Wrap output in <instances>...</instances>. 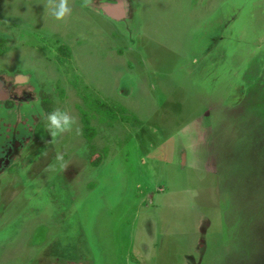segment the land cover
I'll use <instances>...</instances> for the list:
<instances>
[{"label": "rangeland", "instance_id": "1", "mask_svg": "<svg viewBox=\"0 0 264 264\" xmlns=\"http://www.w3.org/2000/svg\"><path fill=\"white\" fill-rule=\"evenodd\" d=\"M128 2L0 0V264H264V0Z\"/></svg>", "mask_w": 264, "mask_h": 264}, {"label": "clouds", "instance_id": "2", "mask_svg": "<svg viewBox=\"0 0 264 264\" xmlns=\"http://www.w3.org/2000/svg\"><path fill=\"white\" fill-rule=\"evenodd\" d=\"M92 3V0H83L82 6H88ZM45 11L43 19L45 22L52 18L56 22H65L71 15L72 7L69 4V0H45ZM76 119L71 116L67 111H63L59 108L53 110L47 115V131L51 136V140L48 143H55L57 138L65 133L72 132L74 126H76ZM76 134H80L78 126L75 127ZM56 160L62 162L63 155L58 153ZM52 166H49L51 169ZM49 169H46L48 171Z\"/></svg>", "mask_w": 264, "mask_h": 264}, {"label": "flooded vegetation", "instance_id": "3", "mask_svg": "<svg viewBox=\"0 0 264 264\" xmlns=\"http://www.w3.org/2000/svg\"><path fill=\"white\" fill-rule=\"evenodd\" d=\"M129 1V0H128ZM127 0H92V3L90 4V6L92 8H94L96 11H98L99 13L102 14L103 17L106 16V10L107 8L108 11H113L111 10V8L113 6H118V5H123V7H125V13L122 15L123 18H121L120 21H123L124 24H127L128 22L129 23H134L136 21V18L134 16V10H133V6H132V3L131 2H128ZM106 9V10H105ZM129 9H131V12L129 11ZM116 16H120L119 14H115ZM118 20V19H117ZM128 28V25L126 26ZM3 86H4V89H6V93H8L9 95L8 96H4L3 98H0V99H3L2 102L5 103V105H8V104H12L13 102H16V99L14 98L15 94H14V89L18 86L16 85V79L15 81H11L7 86L2 84L0 85V88L3 89ZM5 92V90H4Z\"/></svg>", "mask_w": 264, "mask_h": 264}, {"label": "trees", "instance_id": "4", "mask_svg": "<svg viewBox=\"0 0 264 264\" xmlns=\"http://www.w3.org/2000/svg\"><path fill=\"white\" fill-rule=\"evenodd\" d=\"M6 43H7V40L0 39V56L5 55L6 52H7V48H4V47H3L4 44H6ZM64 55L67 56V52H64ZM62 61H63V60H62ZM62 61H61V62H62ZM42 102H43V105H44L45 108H46V112H47V115H48V113L52 112V109L50 108V105H51V103H52V100L50 99V97H44V100L42 99ZM106 110H109V111H107V113H109L110 115H114L115 112H116V110H117V111H122V108L119 107V106H115V107H114V106H112V107L107 106V107H106ZM84 116H85V117H84V123H86L85 134L88 135L89 138H90V137L93 136V134L91 133V129H90V125H89V120H88V118H87V114L84 113ZM111 118L114 119L113 117H111ZM87 123H88V124H87ZM99 161H100V160H93L92 163H93L94 166L97 167V166L99 165Z\"/></svg>", "mask_w": 264, "mask_h": 264}, {"label": "water", "instance_id": "5", "mask_svg": "<svg viewBox=\"0 0 264 264\" xmlns=\"http://www.w3.org/2000/svg\"><path fill=\"white\" fill-rule=\"evenodd\" d=\"M109 8H107L106 10V16H108L109 18H113V19H118L119 21L121 20V18H123V14L125 13V7H123V5H118V6H113L111 8V11H108ZM115 14H119L120 16H116Z\"/></svg>", "mask_w": 264, "mask_h": 264}]
</instances>
